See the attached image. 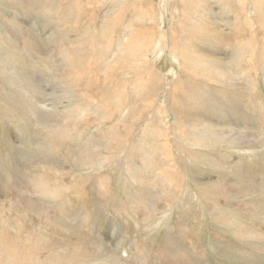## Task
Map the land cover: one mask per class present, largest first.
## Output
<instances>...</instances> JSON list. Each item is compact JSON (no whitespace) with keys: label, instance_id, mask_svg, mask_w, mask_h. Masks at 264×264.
Segmentation results:
<instances>
[{"label":"rangeland","instance_id":"obj_1","mask_svg":"<svg viewBox=\"0 0 264 264\" xmlns=\"http://www.w3.org/2000/svg\"><path fill=\"white\" fill-rule=\"evenodd\" d=\"M196 1L218 7L216 15L225 18L220 12L225 7L217 1ZM253 2L258 9L256 17L250 10L254 22L243 24L242 29L248 35L256 28L261 42L264 0ZM230 3L236 6V0ZM186 4L187 0H0V206L21 227L10 225L26 254L17 264H46L61 257L65 264H264V59L253 55L257 59L251 62L238 60L236 52L231 58L227 51H220L215 53L219 71L226 69L228 81L234 84L226 87L215 82L218 77L213 75L207 80L210 90H223L218 100L241 113L242 124L209 107L200 111L209 117L201 122L205 128L234 135L239 148L227 147L225 142L208 145L204 137L198 145H189L186 138L178 137L169 106L162 107L158 116L153 110L158 103L170 105L168 94L179 78H198L191 73L193 66H184L170 51V47L178 50L174 45L182 47L176 29ZM127 6L126 14L119 12ZM238 8L229 15L231 21L236 12L234 19L244 17L245 11L239 4ZM208 17V22L216 24ZM102 23L113 29V43L108 50L100 46L103 60L95 53L97 67L77 81V74L65 72L64 47L73 39L99 40ZM217 23L220 33L235 30L221 25L222 21ZM131 27L150 33L145 38L151 40L143 51L146 58L139 53L132 60L127 53L124 61L107 72L106 65L118 58L119 45L128 39ZM196 27L198 32L209 31L207 22ZM63 35L70 39L63 40ZM146 63L161 80L150 94L147 84H134ZM218 67L212 65L213 70ZM106 94L119 96L126 113L108 114L103 102ZM141 96L156 103L145 105ZM179 100L182 104L177 106H189L185 96ZM151 122L153 127H164L162 139L148 126ZM177 124L185 136L189 133L185 127L194 122ZM116 134L122 137L117 146L112 143ZM165 139L172 144L173 157L168 150L165 154ZM158 144L163 149L157 155ZM55 145L57 152L52 151ZM52 154L58 158L54 164ZM34 174L70 185L63 202L42 197L32 183ZM22 225L26 230L34 228L36 236L42 235L38 237L55 238L58 244L32 249L35 241L28 244L30 237ZM0 255H6L1 243Z\"/></svg>","mask_w":264,"mask_h":264},{"label":"bare ground","instance_id":"obj_2","mask_svg":"<svg viewBox=\"0 0 264 264\" xmlns=\"http://www.w3.org/2000/svg\"><path fill=\"white\" fill-rule=\"evenodd\" d=\"M213 1H214L213 3H216V1H217L223 7H225V9H221L220 10V12H222V14H225V18H223L220 14H219L220 17L216 15L217 12H218L216 8H218V7H216L215 9L210 7L211 3L207 4V3H205V1L197 2L196 0H187V4H186L187 8L184 9V12L181 11L182 12L181 13V19L182 20H181L180 23H178L179 24V27L177 28L178 31L176 29L177 38H178L177 42L179 44H182V47H178L177 45L173 44V43H177L176 40H174L172 42V44L176 48H178V50L175 52V49H172L170 47V51L173 54L177 55L178 56L177 58L180 57L182 59V62L184 64V66H193L194 67L193 68L194 70L191 73L197 75L198 78H186L185 81L182 78H179V82L180 83L177 82V83L171 85L172 88L170 89V92H169L168 98H167V100L171 101L170 105L167 104L168 101H167L166 104H162V105L160 103H158V106L157 107H153V110L155 109L154 112H156V115L157 114L160 115V113L162 111V107L165 106V108H166V107L169 106L168 107L169 108L168 111H170L176 117L175 118L176 122H175L174 126L176 127V131H177L178 137L182 138V139L186 138L185 140H187V143L189 145H192V146L198 145V142L200 140H202L203 137H204L206 139V143L208 145H210L212 142H215L217 144L220 143V142L221 143L225 142V144L226 143L228 144V145H226L227 147H233V148L238 147L239 148V146H237L238 145L237 142H236L237 145L234 144L235 143V141H234L235 138L233 137L234 135L233 136L225 135L224 132H226V131H224V132L220 131L219 132L218 130L213 129V128H205L204 127V123L205 122L204 121L201 122L202 118H209V117H208V115L206 113H202L200 111H202V110L204 111L205 108L209 107L214 112H221L222 114L232 116V119H235L237 121V123H238V124L236 123L237 125L242 124V123H239L241 121L240 120V117H241L240 114L241 113L235 112L234 109L230 105H228L226 103H223L220 100H218V97H219L218 94L222 93L223 90H218L217 92H216V90H210L208 88L209 86H208L207 80L208 79L211 80V78L209 76L213 75V76H217L218 77V78H216V77L214 78L215 82L219 81V82H221V84H223L226 87L228 86V84H234L233 81H231L230 79L228 81L229 75L226 73V69H222L221 71H219V67L218 66H220L221 64L216 61L218 59L216 58L215 55L217 53H220V51L221 52L227 51L231 58L233 57L232 54L236 52L237 54L236 53L235 54H236V58H238V60L241 59V60H245V61H250L251 62L252 59H257L253 55L259 56V59H264V56H263L264 53H262L264 51V38L261 39V42H258L256 36H258L259 33H258L256 28H251L252 25H249V28H251V30L248 33V35H247V33L246 34L244 33L245 35L243 34L244 30L246 31V29H242L243 24L248 23V22H252L253 23L254 22V18L256 17V13L258 12V9L256 8L257 4L255 2H253V0H250L248 3H243L241 0H236V6L234 4L231 5V3H230L233 0H213ZM238 4H239L241 10L245 11V15H244L243 18L242 17H240V18L238 17L237 19H234V17L237 16V14L239 13V12H236V13L233 14V21H231V19L229 18V15L232 14L233 9H239L238 8ZM175 8H176V5H175ZM251 8H253V14L255 15V17H253V15L250 14ZM128 9H129L128 6L126 8L122 7V9H120L119 12L122 11L123 14H126L127 13L126 11ZM70 11H71V9H70ZM215 15H216V18H220V20L218 19V21H222L221 25H225L227 27H230L231 30H232V28L233 29L235 28V30H232V32L230 31L231 34L220 33L218 31L220 29V27L216 25V24H218L217 23L218 21L214 17ZM208 16H212L214 18V21L216 22V24L208 22L209 21V19H208L209 17ZM66 18H68V17H66ZM116 18H118V17H116ZM150 18H151V16H150ZM123 20H124V18H123ZM151 20L152 19H150V21ZM205 21L209 25V31L206 32L205 30L202 29L200 32H198L199 30H197L196 25H199V23H200V25L202 23H206ZM116 22H117V20H116ZM107 24L108 23H102V26L99 28L100 29L98 31L99 40L97 39L98 37L96 39H92V38H90L88 40L86 39V41L84 40V42L82 41L83 39L79 40V41H76V40L73 39V40H71V42H69L70 43L69 45L66 44L67 46L64 47V51L62 52V58L64 57L66 59V67H67V69L65 68V72H67L69 74H71V73L77 74V75H75V79H77V81L80 80L81 78L83 80L84 75L86 73H88L89 70L91 71V69L97 67V65L99 63V60H98V58L96 60H93L94 56H95L94 55L95 53L98 54V56H100L101 60H103L104 53H103L102 49L100 48V46L101 45H105L106 49L108 50L110 48V46L112 45L113 41H112V32L111 31H113V29L111 30L109 25H108V27H105V25H107ZM218 25H220V24H218ZM130 26H132V25H130ZM131 28H130V32L128 33V35H130V36H128V39L123 44L119 45L120 48L118 49V53H120V54H118V58L113 63H111V61H110L108 63V65H106L107 66V72L113 71L114 67L117 64H120L119 63L120 61H124L125 59L122 56L126 55L127 53H131V59L132 60H135V58L137 57V56H135V54H139V53H140V55H142V57L146 58L144 56V54H143L145 52H143V51H144V49L146 47H148V44L151 42V40L150 39H145V38H147L148 35H150V33H149V31L140 33V32L134 31L133 30L134 27H131ZM224 30H226V29H224ZM58 31L61 32V30H59V29H58ZM134 33H135V35H134ZM61 34H62V32H61ZM84 34H82V35H84ZM205 34H207V35H205ZM241 34L243 35V37H237V38L235 37V36H240ZM232 35H235V36H232ZM62 38H63V40L70 39L69 36H67V35H63ZM217 38L220 39V40H217ZM75 42H77V43H75ZM199 42H201V44H199ZM240 43H242L243 45L242 44L239 45ZM237 45L240 47L239 49H236ZM256 47H258L259 49H256ZM212 49H213V52H212ZM91 51H92V54L90 53ZM97 52H100V53H97ZM249 53H251L253 57L251 55H249ZM239 54H240V56H239ZM204 56H205V58H204ZM212 57H214V59ZM179 62H180V60H179ZM232 62H234V61L230 60L229 63L232 64ZM238 63H239V61H238ZM238 63H236V60H235V64H238ZM252 63H253V61H252ZM181 64L182 63L180 62V65ZM212 65H214V67L215 66L218 67V68H216V70L214 69L215 70V74H211V72L213 70L212 69ZM149 66H151V64L149 65V63L148 64L146 63V65H144V67L141 66V71H140V76L138 77V81L134 82V84L136 86H144V87H146V84H147V89H148L147 92H148V94L155 92L159 88V85H158L159 81H161V80H159L157 78V75L153 74L152 68L151 67H150V69L148 68ZM209 66H210V68H209ZM154 68H156V67H154ZM242 69H243V67H242ZM196 71H197V73H196ZM157 72H159V71H157ZM204 72H207L208 74H204V75L201 74V73H204ZM114 73H115V71H114ZM205 75H208V76H205ZM106 77L109 79V76H106ZM94 79H96V78H94ZM202 80H205V82L202 83ZM247 80H249V79H247ZM84 81H82V82H84ZM149 83H150V85L148 86ZM253 83H255V82L253 81ZM250 85H254V84L250 83ZM122 86L125 87V84H123ZM249 87L250 86L248 85V88ZM181 94L186 97L187 102L189 101L188 102L189 106H186V104L182 108L180 106H177L178 103L182 104L180 102V100H179L180 97L182 96ZM84 95H86V94H84ZM141 97H143L142 101H143V103L145 105H150L152 107L156 103L155 100H153L152 98L149 99V97L147 98L145 96H141ZM77 98H78L79 101H81V99H82L84 103L87 102V100L84 99L82 96L81 97L78 96ZM104 99L105 100L103 102L106 105H108V107H109L108 114H111L114 111L115 112L116 111H120L121 112V116H122V114L126 113V111L124 110L125 107H124V104H123V100L119 96L113 97L112 95H107L106 94ZM228 106H230L231 108L230 107L228 108ZM74 107H75V104H73L71 106L70 112H73ZM207 113H209V112H207ZM211 115H213V114H211ZM178 122H183V123H185V122L186 123L187 122H194V124H192L189 127H185L186 130H189V133L184 136L183 131H180V130H182L184 128L182 126L178 125L177 124ZM199 125H201V126L198 127ZM148 126L150 128H152V130L156 131V133H154V134H156L155 136H157L159 139H162V137L165 135L164 127L163 128H162V126L161 127H153L154 126L153 122H151V124L148 123ZM129 128H131V127H129ZM145 130H147V132H150V131H148V129H144V131ZM144 131H143V133H144ZM227 131H229V130H227ZM232 134H234V133H232ZM235 137H236V134H235ZM112 139H113L112 143H115L116 146H117V143L120 141V139H122V137L121 136L119 137V135L116 134V135L112 136ZM232 143L234 145H231ZM241 143H242V140H241ZM246 143H248V142H246ZM162 145H164L163 147L167 148L165 154L167 155V150H168V154L170 153V155L173 157L174 156V152H173V150H171L169 148V146L172 145V144L171 143L169 144L168 140L165 139V140H162ZM127 146H129V145H127ZM159 146L155 147V152H156L157 155L159 154V152L162 153V149H163L161 147V145H159ZM169 149H170V151H169ZM239 150L240 151H245V150H242V148H240ZM52 151H54V152L58 151V148H57L56 145L53 146ZM247 151H249V150H247ZM58 156H60V154ZM196 156L199 159H202V157L200 155H196ZM50 159H51L50 161H51L52 164H54L55 161L56 162L58 161V158H57V156L55 154H52L50 156ZM34 178L36 180L34 182H32V183L36 187L35 188L36 191L42 197H44L45 199L47 198L46 200L51 199V200H54V201H58V203H59V201L63 202V200H61V199H62L64 193L66 192V190H68L70 188V185H67V184L65 185L64 183H62L61 181H58L56 179L46 180L44 177L41 178L37 174H34V177L32 176L33 180H34ZM39 183H41V185ZM74 186H76V185H74ZM31 205H30V207H31ZM11 206H13V205H11ZM25 207L27 209H29L28 205H26ZM61 207H63V206H61ZM13 208H14V206H13ZM3 209L4 208L0 206V219H1L0 220L1 221L0 222V243L3 245V248L5 247V249H6V255L5 256H1L0 255V264H6V263L17 264L18 260H19V257L26 256V254L24 252L25 250L23 251V242H22V240L20 239V241H19L18 238H15L14 234L10 230V225H17V227H18V225H19V223L17 222L18 219L15 222L14 219L10 215H7V214H5V212H3ZM35 210H36V207H35ZM61 212H63V211H61ZM42 213H43V211H42ZM44 214H45V212H44ZM61 214H63V213H61ZM24 215H25V213H24ZM46 215L48 216V214H46ZM52 216H50V218ZM58 218H60V217H58ZM22 219H23V217H22ZM35 220H36V218H35ZM56 220L57 219H54V221H56ZM48 221L46 220V223ZM51 224H53V220H52ZM19 227H20V225H19ZM19 227H18V229L21 228V227L20 228ZM23 228H24V226H23ZM22 231H24V230L22 229ZM33 231H35L34 228L33 229H29V230L25 229V233L28 234V237H30V239H28L29 240L28 244H30L29 242H30L31 239H33V241H35L33 243L32 249H34V247L36 245H37L36 246L37 249L39 247H40V249L41 248H45L46 246H49V249H51V246H55L56 244H58V241H56L55 238L48 237V239H46L47 235H46V237L44 235H43L44 237H38L41 234L36 236L33 233ZM26 234H25V236H26ZM19 235H21V234H19ZM24 243H26V242L24 241ZM61 247H62V245H61ZM1 249H2V247H1ZM16 249L18 251L17 255H16ZM27 251L30 253V250H27ZM75 257H77V256H75ZM63 259H64V257H61L59 260H57L58 262L51 260L49 262H46V264H65L64 261H61ZM70 262H71V260H70ZM72 262H76V260L72 261ZM122 263H120V264H122ZM39 264H42V263H39ZM69 264H78V263H69Z\"/></svg>","mask_w":264,"mask_h":264}]
</instances>
